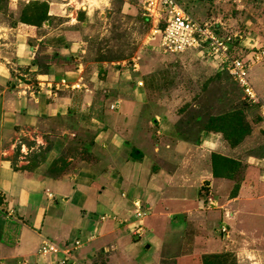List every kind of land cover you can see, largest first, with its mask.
Returning a JSON list of instances; mask_svg holds the SVG:
<instances>
[{
    "label": "crops",
    "instance_id": "0c3cea01",
    "mask_svg": "<svg viewBox=\"0 0 264 264\" xmlns=\"http://www.w3.org/2000/svg\"><path fill=\"white\" fill-rule=\"evenodd\" d=\"M31 34L13 48L0 36V264H58L39 255L44 240L81 241L69 264H170L180 251L165 244L179 242L193 264L217 254L264 264V142L197 131L151 104L139 76L89 78L77 52L70 68L68 32L38 44ZM137 202L156 232L146 239L135 235Z\"/></svg>",
    "mask_w": 264,
    "mask_h": 264
},
{
    "label": "rangeland",
    "instance_id": "374dc122",
    "mask_svg": "<svg viewBox=\"0 0 264 264\" xmlns=\"http://www.w3.org/2000/svg\"><path fill=\"white\" fill-rule=\"evenodd\" d=\"M177 1L198 21L218 24L225 34L242 36L235 43L234 54L245 60H251L257 54L259 59L252 63L248 77L256 91L259 90L264 97V82L262 84L260 77L258 79V76H264V0ZM142 6L143 0H0V36L13 44L10 45L13 48L14 41L23 43L27 32H32L31 44H38L37 39L42 33L50 34L45 39L49 41L68 32L64 40L68 39V54L73 58L70 68L76 66L74 59L78 60V65L82 63L79 58L73 57L77 52L80 56H87V61H82L85 62L84 67L85 64L89 66L84 73L89 78L100 76L104 80L112 76L115 81L119 79L121 82L123 78L117 76H130L131 79L139 76L150 90L151 104L155 102L165 106L173 119L175 114L182 115L181 123L190 122L197 127V131H203L212 119L243 107L252 128L251 136L255 140L252 143L256 149L259 139L258 143L263 144L264 120H261L258 108L242 99V92L230 74L221 72L203 50H191L183 55L163 54L160 35L150 40L154 23L144 17ZM45 10H48L49 18L44 22L39 17ZM25 15L31 17L36 25L24 22ZM30 25L35 26L34 29L30 27L27 30L26 26ZM20 29L23 32H19ZM74 43L79 44L78 49L77 46L72 47ZM46 52L51 51L46 49ZM134 60L139 64L137 71H134ZM99 62L103 70L98 68L95 71L94 64ZM256 66L257 71L261 70L257 73V81L253 77L256 76V69L251 70ZM210 201L217 204L213 198H204L203 207L214 209L209 205ZM149 221L144 219L135 223L136 228L146 231L144 239L156 233L151 231ZM217 228L222 232L220 226ZM165 245L167 250L180 251L178 255L166 258L170 264H193L186 251L181 249V242L180 249L174 243ZM201 260L199 258L196 264H203Z\"/></svg>",
    "mask_w": 264,
    "mask_h": 264
},
{
    "label": "built area",
    "instance_id": "2783aa9c",
    "mask_svg": "<svg viewBox=\"0 0 264 264\" xmlns=\"http://www.w3.org/2000/svg\"><path fill=\"white\" fill-rule=\"evenodd\" d=\"M142 8L144 17L154 23L150 40L160 35V49L163 54L183 55L191 50L205 51L207 57L211 58L221 72L230 74V77L242 91L243 100L254 107H258L264 117V100L248 77L252 63L257 62L259 57L255 53L251 60H245L234 54L235 43L238 38H242L241 35L225 34L222 26L218 24L196 20L176 0H143ZM161 25H164L163 29L160 27ZM133 65L134 71H137L139 69L137 60H134ZM62 86L69 88L66 81L62 82ZM111 109H117V105H113ZM208 203L214 208L217 207L216 202L210 201ZM135 207L136 210L133 212L136 221L144 220L148 212L142 209L140 202H137ZM107 218L109 216L104 215L101 220L105 221ZM222 231L227 232V229L223 228ZM144 232L143 228L138 227L135 235L141 238ZM82 245L81 241H76L75 249L60 248L54 242L44 240L39 249V255L57 257L58 264L74 263L73 250L79 249ZM19 264L29 263L23 261Z\"/></svg>",
    "mask_w": 264,
    "mask_h": 264
},
{
    "label": "trees",
    "instance_id": "16d2710c",
    "mask_svg": "<svg viewBox=\"0 0 264 264\" xmlns=\"http://www.w3.org/2000/svg\"><path fill=\"white\" fill-rule=\"evenodd\" d=\"M26 15L24 16L25 18L24 22L35 24V22L31 20V17H27ZM48 18H49L48 10H45L43 15L39 17V20H43L45 22L46 20H48ZM163 28L164 25L162 26V29ZM244 111L245 110L242 107L240 109H235V111L225 114L217 119L214 118L212 119V122L209 121L210 123L207 124L204 130L223 132L226 138L231 141L232 145H237L241 143L245 139V137L250 135L252 130L250 124L246 119ZM212 123H217V124L213 125ZM218 158L219 157L215 155L213 159L216 160ZM221 159L225 161V159L223 158ZM226 161L231 163V161L229 160ZM233 257L234 256L231 254L205 255L202 257L201 261L203 264H237L236 259H234Z\"/></svg>",
    "mask_w": 264,
    "mask_h": 264
}]
</instances>
